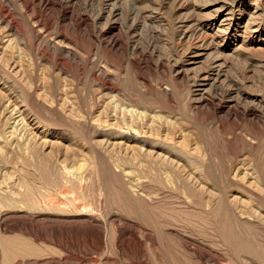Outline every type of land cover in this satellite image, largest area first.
I'll list each match as a JSON object with an SVG mask.
<instances>
[{
  "label": "rangeland",
  "instance_id": "rangeland-1",
  "mask_svg": "<svg viewBox=\"0 0 264 264\" xmlns=\"http://www.w3.org/2000/svg\"><path fill=\"white\" fill-rule=\"evenodd\" d=\"M232 1L0 0V47L8 41L12 43L18 67L13 71L5 69L0 60V90L5 85L4 92H8L4 100L0 97V113L4 112L3 101L14 100L13 110H9L12 113L0 115V138H5L3 142L0 139V149L4 151L2 154L0 150V194L8 193L20 180L30 181L26 169H34L37 159L32 155V145L23 139L25 135L38 137L47 133L54 145L46 150V156L54 170L66 174L83 166L77 174L85 175L82 188L76 184L71 187L81 192L78 201L84 204L80 207L82 215L61 204L68 193H60L62 182H57L56 177L54 183L48 184L50 188L46 185L40 189L50 195V200L44 204L37 194L39 204L32 205L40 207L35 212L25 208L21 197L10 196L0 203V233L57 231L70 238L69 250L57 252L66 264H85L74 258L88 252L96 243L94 234L98 231L110 236L101 251L90 254L95 264H101L104 254L119 260V264H128L127 258H120L113 249L112 233L119 229L137 233L174 231L185 236V245L190 249L195 242L205 248L224 249L219 226L208 213L212 206L205 202L207 197L203 198L204 208L192 207L197 196L184 180L187 175L197 180L187 162L191 160L192 166L199 167L198 173L210 177L220 198L225 197L220 205L228 206L224 208L234 216L242 237L264 251V229H250L243 224L251 221L240 217L239 212L246 214L252 208L248 203L230 204L227 196L232 190L224 179L235 166L244 170L254 165L253 169H258L264 163V19L259 33L246 31L255 8L259 7L257 15L264 12V0H237L233 11L236 21L231 23V19L226 22L223 18L232 16ZM223 5L226 6L216 14ZM60 98L68 100V105ZM110 110L126 121L120 126L124 129L114 131H123L135 142L147 136L132 124L160 127L159 137L146 139L159 140L162 158L151 162L126 155L127 151L108 153L104 145L99 147L95 140L112 138L107 133L112 132L107 131L110 122L104 116H112ZM13 128L16 129L10 130ZM99 128L104 134L98 137ZM16 131L28 132L19 135ZM168 131L172 140L168 139ZM42 135L39 137L43 139ZM8 138L10 142L5 144ZM24 152L28 154L25 159ZM92 169L99 174L91 173ZM124 170L125 179L121 174ZM130 179L145 183L146 192L154 199L132 195L128 189ZM21 190L20 187L17 192ZM47 206L62 207L66 212H44ZM169 243L172 244L168 246ZM173 245L180 243L169 241L166 248L172 249ZM239 263L235 259L227 262Z\"/></svg>",
  "mask_w": 264,
  "mask_h": 264
},
{
  "label": "bare ground",
  "instance_id": "bare-ground-1",
  "mask_svg": "<svg viewBox=\"0 0 264 264\" xmlns=\"http://www.w3.org/2000/svg\"><path fill=\"white\" fill-rule=\"evenodd\" d=\"M230 4H231L230 5V7H231V11L230 12H231L232 16L223 18V21L227 22V21H230V19H231V23H232V22L236 21V15L233 13V11L237 7L238 3H237V0H233ZM225 6L226 5H223V7L219 8L218 10H216L215 13L219 14L223 10V8ZM258 8L259 7L257 6L255 8V12H252V14H250V17L247 20V25L248 26H247L246 31H248V30L250 31L251 29H253L254 32H258L259 29L262 27V23H263V19H264V12H262L261 15H257ZM0 17H1V12H0ZM200 26H202V25L200 24ZM8 27H10V26H8ZM192 31H194V30L192 29ZM221 31L223 33H225V31H223V30H221ZM222 32H221V34H222ZM251 32L252 31H250V33ZM11 44L12 43L8 41L5 44H3L2 47H0V58H1L0 60H2V63L4 65L3 68H5V69L6 68H8V69L13 68L12 69V71H13V70H17L18 67H17V64H16L17 56H15L14 49L11 46ZM67 49H69V48L67 47ZM30 83H32V82H30ZM1 86H2V84L0 83V87ZM5 90H6V86L4 85V87H2V90H0L1 99L8 93L7 91L4 92ZM7 90H9V87H8ZM45 93H47V92H45ZM60 99H63V98H60ZM2 100H4V98ZM64 101H63V103H64ZM12 102H10L8 100L3 101L2 108L4 110H2V111H4V112H1L2 114L0 113V115H4V113L6 114V113L9 112L10 108H12ZM67 102H69V101L67 100ZM67 102L65 101L66 104H67ZM16 109L17 108H15L14 110H16ZM23 109L25 110V108H23ZM65 109L67 110V106L65 107ZM11 110H13V108ZM5 111H7V112H5ZM68 111H70L68 114L71 116V110H69V108H68ZM9 113H12V112H9ZM104 113H106V112H104ZM111 113H113V111H111ZM104 116H106L105 119H107V123L110 122V124H108V125L111 126V128L107 129V131L108 130H112V132H107V133L110 134L109 136L112 135V138L111 139H97V140H95L99 147L104 145L103 146L104 151H106L108 153H111V152H114L115 150H123V151H127L126 155L132 154V156H134L136 158L141 157L144 160L151 161V162L152 161L156 162L157 160H160L162 158L163 155H161L159 153V145H158L159 144V142H158L159 140H155V141L147 140L150 137H156V136L159 137L160 132H161V128L160 127H153V125L151 124L150 126H145V127H143L144 126L143 125L142 126L143 128H142V127H139V125L137 126V125H133L132 124V127L134 129H136V131L140 132V130H142L141 132H143V134H145L147 136L146 137L147 139L146 138L145 139L141 138V139H139V141L135 142V141L132 140V138L127 136V134L124 133L123 131H121V130H120L121 132L117 131V130L114 131V129H117L118 127L122 126V124L125 123L126 121H124L122 119H121L122 120L121 121L120 117H118V115H115V113H113L112 116L110 114L106 113V115H104ZM3 117H5V115ZM9 117L13 118L12 115L9 116ZM25 119H26V117H25ZM25 119H23V120L20 119V120L25 122L27 120V119L26 120ZM22 121H21V123H23ZM38 121H40V120H38ZM23 124L27 125L26 123H23ZM19 125H21L23 127L22 124H19ZM96 125H97V123H96ZM99 126H101V125H99ZM138 127L141 128V129H139ZM11 128H12V126H11ZM26 128H28V127H26ZM120 128H123V127H120ZM15 129L13 128V129H10V130H15ZM21 130H22V128L20 129V131ZM25 130H27V129H25ZM25 130H23V131H25ZM102 130L99 128L98 137L100 135L104 134V132ZM28 131H30V130H28ZM41 132H43V131H41ZM125 132H126V130H125ZM12 133H13V131L12 132L10 131V134L13 135L12 139H14L15 135H14V133L13 134ZM26 133H24V134H26ZM3 134L7 135L8 133L7 132L6 133L3 132ZM21 134H23V133H21ZM21 134H19V135H21ZM34 134H35V132H34ZM114 134H117V135H114ZM35 135L31 136V134H30V137L28 135H25V137L20 136L21 138L23 137V139L25 138V140L27 139L28 144L32 145L31 146L32 151H33L32 155L34 154L36 156V159H37V162H35L36 164L34 165L35 168L34 169L31 168L32 170L26 169V166H27L26 163H25L26 165H24L25 166L24 169L27 170V178H28L27 180H30V181H26L24 183L21 180L19 182L16 180L18 183L12 185L10 187L11 190L9 192L7 191L8 193H4L2 191L5 194V196H7V197H5L3 193H2L3 196L0 194V203L3 204V202L6 201L8 198H10V196H12L11 197L12 199H16L17 197H21L20 200H21L22 203H24L25 208L28 209L29 211L33 210L35 212V210H37L40 207V205H36V206L32 205V204L38 203V200L36 199L37 194L40 195V197L42 198V201L44 202V204H45V201H49L50 200V195L45 193V192H43V191H41L40 189L44 188V186H46V185L48 186V184H50L51 182L54 183L55 180H56V177H57V182H59V181L62 182V186H60V188L62 187L60 193L63 194V195L68 193V195H66V198H65V202L66 203L64 201H62L61 204L62 205H66L67 204V208L65 206L66 210H68L69 208L71 210L75 209V211H73V213L75 212L78 215H82L81 213H83V209H81L80 207H83L84 204H81V202H80L81 198L78 195L81 192H78L76 190L73 191L72 188H74V184L80 185V187H81L82 183H84L83 181L85 179L83 180V177H85V175L83 174L84 175L83 176L82 173H81V175L77 174V172H79L80 170L82 172L83 166H81L79 169L76 168L77 170L75 172H73L74 170H71L70 172H66V174L58 173L57 171L54 170L52 165H50L48 163L47 156H46L47 155L46 154V150L49 147L52 148L53 147L52 145H54V142L51 141L50 138H48V134L47 133L45 134V136L40 134V135L44 136L43 139H42V137L41 138L39 137L40 135H38L39 138L36 137ZM16 137H17V134H16ZM172 138H173V136L169 132L168 133V139L172 140ZM182 138L179 141V143H181V144L184 142V140ZM3 139H5V138L2 137L1 141ZM9 142L10 141H9V138H8L6 140V142H5V144H7ZM12 143H14V142H12ZM187 144L188 143H186V145ZM6 146H8V145H6ZM0 147H2V144L0 145ZM3 147H5V146H3ZM8 147H10V146H8ZM8 147L2 148V149L6 150ZM12 150H13V148H12ZM14 150H16V149H14ZM195 150H194V152H195ZM1 151H3V150H1ZM71 151H72V149H71ZM192 151H193V148H192ZM160 152H162V151H160ZM3 153H4V151L2 152V154ZM67 153H68V151H67ZM25 154H27V153L26 152H24V154L22 153L23 156ZM193 155H194V153H193ZM166 156H168V155H166ZM188 157H190L189 154H188ZM24 159H25V156H24ZM33 159H35V157L33 158V156H32V160ZM36 159H35V161H36ZM94 159H95V157H94ZM259 159H260V157H259ZM11 161H9V162H11ZM26 161H28V159ZM5 162L7 163L6 158H5ZM170 162L171 161H168V163H170ZM187 162H189L191 164L190 165L191 172H193V174H195L196 177H197L196 181H195V178L193 179V177L191 175H187L186 178L184 177V180L189 184V186L191 187L194 195L197 196L195 199H193V202L191 203L192 207H194V208L195 207L204 208V206H205L204 205V201L205 200L203 201V198L205 196L207 197L206 198L207 201H205V202L208 203V206H212L211 210L208 213H209V216L212 219L216 220L215 222H217V225L219 226L218 231H219V234H220V239H221V241L223 243L222 247H224V249H216L214 247L205 248L204 245L202 247L197 242H195V243L193 242L194 243V247L190 249L189 247H187L185 245L186 244L185 236H183L182 234L176 233L174 231L173 232H167V231L164 230V231H161L159 233H152V232H149V231H145V232L141 231L140 233H137V231H129V230H124V229H119L115 233H112L113 234V241H114L113 249L116 250V252L120 256V258H127L126 260H127L128 264H227L228 261L232 262L234 259L236 261L240 260L239 264H264V251L263 250H259L258 248L254 247L252 244H250V242L248 240H246L245 238L242 237L240 232H238V230L236 229L235 220H234V218H232L233 215H231V213L228 210L225 209L228 206L225 207V205H224V207H225L224 208V207H222L220 205L221 201L223 202V200H224L223 198H225V197L220 198L218 193L215 192V190L212 188V185H211L212 182L211 183L209 182L210 177L204 176L203 172L202 173H198L199 167L192 166L193 163H191V160L187 161ZM259 162H260V160H259ZM263 162H264V158H263ZM31 163L34 164V160ZM174 163H172V164L174 165ZM261 163L262 162H260V164ZM18 164H19V162H18ZM202 164H201V167H202ZM7 165H8V163H7ZM19 165H21V164H19ZM204 166H205V164H204ZM248 166H250V165H248ZM248 166H246V168H244V170H241L240 167L235 166L226 175V177H224V179L226 181L225 182L226 186L229 188V190L230 189L232 190L231 192H229L227 197L229 199L230 204L235 205V206H238L241 203L250 204L249 207H251L252 209H249V210H252V213H251V211L248 210L249 213L246 212V214H245L243 211H240L239 214H238V215H240V217H243V218H244V216H246V218L249 221H251V222H248V223H243L244 225H247V227L250 226L249 227L250 229H251V227H261L262 229H264V163L262 164L261 167L259 165L258 169H257V167H256V169H253L254 165H253V168H250L251 166L248 168ZM13 169H14V167H13ZM65 169L66 168L64 167V170ZM177 169H178V165H177ZM95 170H96V167H95ZM98 170H99V168H98ZM96 171L93 172V169L90 170L91 173H96ZM179 171H180V169H179ZM24 172H26V171L24 170ZM90 172H87V173L85 172V173L87 175H89L88 173H90ZM199 172H201V171H199ZM98 174H99V171H98ZM121 174L124 177L125 176V170L122 171ZM182 175H184V174H182ZM94 176H96V175L94 174L93 177ZM17 177H19V176H17ZM117 177H118L117 179H119V175ZM97 178H100V176L97 177ZM208 178H209V180H208ZM23 179H26V178H23ZM86 179H87V177H86ZM124 179H125V177H124ZM160 179H159V181H160ZM75 181H76V183H75ZM104 181H105V179H104ZM129 181H130V183H129L130 185L128 184V186H129L128 189H129V192L132 193V195L139 196V197L140 196H144V198L148 197L150 200L154 199V196H152V194L149 191L146 192L145 186H144L145 183L143 184L141 181H138V180L134 182L131 179ZM162 181L165 182V180H162ZM13 182H15V181H13ZM164 185H165V183H164ZM164 185H162V186H164ZM125 186H127V185H125ZM226 186H225V188H226ZM20 187L22 189L21 190L22 192L21 191L17 192V190H20ZM69 187H70V189H69ZM146 187H147V185H146ZM48 188H50V187L48 186ZM81 188H80V190H82ZM46 189H47V187H46ZM64 189H67V190L64 191ZM83 189H85V188H83ZM218 190L220 192V189H218ZM57 192H58V190H57ZM169 194H171V193H169ZM160 195H161V193H160ZM158 196H159V194H158ZM53 197H55V196L53 195ZM164 197H166V196H164ZM79 198H80V200L78 201ZM157 198H155V199H157ZM189 198H194V197H189ZM63 199H64V197H63ZM226 202H227V200H226ZM7 203H9V202H7ZM49 203H51V202H48V204ZM9 205H11V204H9ZM77 205L79 207H77ZM208 206H207V208H208ZM47 207H49V206H47ZM246 207H247V205H246ZM61 208L59 207V209H61ZM48 209H51V211H49V212H52V211L54 212V210L57 211V212L58 211L66 212V211H64L63 208H62V210H59L57 208H51V207L47 208L46 211H44V212H47ZM18 211H20V210H18ZM25 218H26V216H25ZM242 222H244V221H242ZM25 225H26V223H25ZM214 225H213V227L217 228L216 224H214ZM1 229H2V227H1ZM27 231L26 232H22V233H18V234L17 233L16 234L12 233L11 235H8V234L5 235V234H3L4 233L3 231H2L3 233H0V264H66V263H62L65 260L64 258L61 257L62 254L61 253H57V252L60 251V250H63V251L69 250V248L71 247L70 238H68V237H66V236H64L62 234H59L57 231H52V232H49V233L32 232V231L31 232H27ZM108 234H105L104 231H98L97 233H95L94 236H95V238H97L96 243L92 245V247L88 250V252H85L82 255L79 254L80 256L75 257L74 259L77 262H79V263L84 262L85 264L86 263L87 264H95V261H94V259H92L90 257V254L92 252L101 251L104 248V243H105V240L108 238ZM109 236H110V234H109ZM169 241H177V243H180V245L177 246V247H176V245H175V247L173 245L174 248H172V249L166 248L167 247V242H169ZM171 244L169 243L168 246H170ZM29 258H32L33 261L32 262H27V259H29ZM151 259H154L157 263L152 262ZM118 261L119 260L113 259V258L109 257V255L105 256V254H104V256L102 257V260H101V264H119ZM121 261H122V259H121ZM96 262H99V261H96ZM124 264H126V263H124Z\"/></svg>",
  "mask_w": 264,
  "mask_h": 264
}]
</instances>
